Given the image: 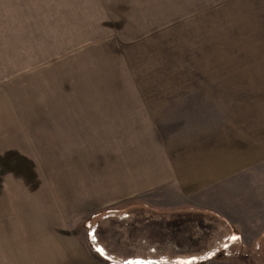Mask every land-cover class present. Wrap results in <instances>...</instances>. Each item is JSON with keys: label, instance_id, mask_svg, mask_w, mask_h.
I'll list each match as a JSON object with an SVG mask.
<instances>
[{"label": "rangeland", "instance_id": "rangeland-1", "mask_svg": "<svg viewBox=\"0 0 264 264\" xmlns=\"http://www.w3.org/2000/svg\"><path fill=\"white\" fill-rule=\"evenodd\" d=\"M87 64L82 77L96 76L98 89L109 80L107 71L123 90L218 92L226 122L232 108L237 119L252 108L258 144H264V0H0L1 221L17 213V230L26 224L39 234L48 220V235L91 238L96 264H264V162L226 181L218 196L178 201L174 210L159 208L158 195L156 202L151 197L79 211L82 203L57 177L72 168L57 162L65 148L16 144L26 143L20 140L26 108L55 105L65 70ZM13 186L24 192L14 193ZM40 206L45 217H37ZM132 213L137 216L129 219ZM177 229L200 242L170 241L171 232L180 236ZM138 233L156 242L125 250L122 237Z\"/></svg>", "mask_w": 264, "mask_h": 264}, {"label": "crops", "instance_id": "crops-1", "mask_svg": "<svg viewBox=\"0 0 264 264\" xmlns=\"http://www.w3.org/2000/svg\"><path fill=\"white\" fill-rule=\"evenodd\" d=\"M80 67L84 69L65 70L63 85L52 98L55 105L26 108L25 130L20 134V140L26 143H16L65 148L66 153H58L57 162L71 163L72 168L62 172L57 169V177L63 186L71 188L67 194L82 203L79 211L108 209L151 197L156 202L158 195L162 200L159 208L174 210L181 205L178 201L218 196L226 181L264 162V144H258L262 139H258L257 117H252L256 113H251V107L247 117L238 119L236 108H229L232 120L226 122L218 92L139 89L138 85V89L123 90L121 82L113 80L107 71L108 78L104 79L109 80L100 81L106 87L98 89L96 76L82 77L90 64ZM131 84L134 86L133 81ZM226 125L231 129L226 131ZM17 187L10 189L24 192ZM41 208L40 218L45 217ZM52 209L59 222L57 205ZM21 211V207L15 210ZM16 215L4 221L1 218L5 216L0 215V264H96L89 245L93 239L48 235L44 228L48 220L37 230L39 234H32L22 223L24 229L17 230L16 224L21 221ZM134 216L137 213L128 217ZM122 234L117 232L118 236ZM154 242L144 233L121 239L125 250L135 248L133 244L145 249L146 243Z\"/></svg>", "mask_w": 264, "mask_h": 264}, {"label": "trees", "instance_id": "trees-1", "mask_svg": "<svg viewBox=\"0 0 264 264\" xmlns=\"http://www.w3.org/2000/svg\"><path fill=\"white\" fill-rule=\"evenodd\" d=\"M177 228V227H176ZM177 230H179L180 232H181V234H180V236H178V237H176V233L173 231V232H171L170 234H169V238H170V241H171V239L173 240V242L175 243V242H177V241H180V243H179V246H182V245H184L185 243H188V242H191V244H192V246L193 247H195L196 246V244H197V242H200V240H194V237H193V235H192V233H190L191 235L189 236L188 234H186L185 232H188V231H181V229H177ZM186 236H189L188 238H186ZM181 240H180V239Z\"/></svg>", "mask_w": 264, "mask_h": 264}, {"label": "snow or ice", "instance_id": "snow-or-ice-1", "mask_svg": "<svg viewBox=\"0 0 264 264\" xmlns=\"http://www.w3.org/2000/svg\"><path fill=\"white\" fill-rule=\"evenodd\" d=\"M232 239L236 240V239H239V237L233 236ZM97 251H99V252H101V254H103L102 249H97ZM135 264H145V262L137 261V262H135ZM147 264H152V262H147ZM181 264H188V262H181Z\"/></svg>", "mask_w": 264, "mask_h": 264}]
</instances>
